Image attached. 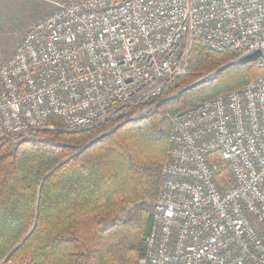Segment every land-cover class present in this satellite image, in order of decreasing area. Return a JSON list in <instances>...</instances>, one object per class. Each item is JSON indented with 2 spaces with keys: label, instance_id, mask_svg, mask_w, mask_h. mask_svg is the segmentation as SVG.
Segmentation results:
<instances>
[{
  "label": "built area",
  "instance_id": "1",
  "mask_svg": "<svg viewBox=\"0 0 264 264\" xmlns=\"http://www.w3.org/2000/svg\"><path fill=\"white\" fill-rule=\"evenodd\" d=\"M46 1L55 9L0 64L5 140L52 115L79 130L159 97L197 41L237 59L261 50L264 68V0ZM171 119L139 264H264V74Z\"/></svg>",
  "mask_w": 264,
  "mask_h": 264
},
{
  "label": "trees",
  "instance_id": "2",
  "mask_svg": "<svg viewBox=\"0 0 264 264\" xmlns=\"http://www.w3.org/2000/svg\"><path fill=\"white\" fill-rule=\"evenodd\" d=\"M238 56L234 49L215 51L197 41L189 69L171 94L167 89L84 129L71 131L52 115L48 122L54 129H39L20 142L5 140L0 132V264L142 259L171 118L264 74L257 61L243 65Z\"/></svg>",
  "mask_w": 264,
  "mask_h": 264
},
{
  "label": "rangeland",
  "instance_id": "3",
  "mask_svg": "<svg viewBox=\"0 0 264 264\" xmlns=\"http://www.w3.org/2000/svg\"><path fill=\"white\" fill-rule=\"evenodd\" d=\"M54 9L55 6L45 0H0V64L13 54L28 28L33 24L31 22L35 19L36 22L39 21ZM222 65L224 64L217 66L207 76L216 73ZM179 82V79L173 82L168 88L169 94L174 92ZM41 129H54V126L48 122ZM139 260L140 258L134 264H139Z\"/></svg>",
  "mask_w": 264,
  "mask_h": 264
},
{
  "label": "water",
  "instance_id": "4",
  "mask_svg": "<svg viewBox=\"0 0 264 264\" xmlns=\"http://www.w3.org/2000/svg\"><path fill=\"white\" fill-rule=\"evenodd\" d=\"M263 55L262 51L261 50H258L256 51V53H252V54H249V55H246V56H243L242 58H240L238 60V63L240 64H247V63H250L252 61H256L259 57H261Z\"/></svg>",
  "mask_w": 264,
  "mask_h": 264
}]
</instances>
